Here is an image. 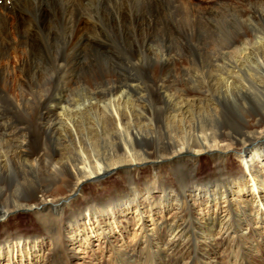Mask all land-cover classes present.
Segmentation results:
<instances>
[{
    "label": "bare ground",
    "instance_id": "bare-ground-1",
    "mask_svg": "<svg viewBox=\"0 0 264 264\" xmlns=\"http://www.w3.org/2000/svg\"><path fill=\"white\" fill-rule=\"evenodd\" d=\"M219 3L0 0V264H264V0Z\"/></svg>",
    "mask_w": 264,
    "mask_h": 264
},
{
    "label": "rangeland",
    "instance_id": "rangeland-1",
    "mask_svg": "<svg viewBox=\"0 0 264 264\" xmlns=\"http://www.w3.org/2000/svg\"><path fill=\"white\" fill-rule=\"evenodd\" d=\"M220 1H223V0H191V2L193 4H196L198 6L202 5L203 6H200V7H209L210 5L213 6L215 9H218L220 6ZM207 2V3H206ZM198 3V4H197ZM202 3V4H201ZM210 3V4H209ZM205 4V5H204ZM219 4V5H217ZM229 11H228V10ZM200 10L199 13H190V12H182V16H181V12L179 13H176V14H168L167 15V20H166V25L170 31V33L172 34V36L174 37V39L178 40V44L179 42L181 41H187L188 39V42L190 41V37H189V31H187V28H190V26H193L194 23H196L197 21H201L202 25L204 27H206V37L209 39H211L213 42L217 43V44H220L223 42V38L224 36H227V34L229 33V31H231L235 26H236V22H235V19H236V16H234L232 13L233 9H230V7H226V6H223L221 7L219 10H217L218 14L213 16L214 12H210L211 9H208V10ZM204 11V12H203ZM221 11V12H220ZM223 11V12H222ZM227 14H226V13ZM184 13V14H183ZM179 14V15H178ZM188 14V15H187ZM191 14V15H190ZM201 14V15H199ZM206 14V16H205ZM213 14V15H211ZM221 14V15H220ZM223 14V15H222ZM191 17H190V16ZM209 15V16H208ZM220 15V16H218ZM231 15V16H230ZM180 16V17H179ZM172 17V18H171ZM179 17V18H178ZM182 17V18H181ZM187 17V18H186ZM220 17V19H219ZM233 17V18H232ZM192 18V19H191ZM194 18V19H193ZM187 19V20H186ZM213 19V20H212ZM170 20V21H169ZM181 20V21H180ZM196 20V21H195ZM209 20V22L207 23V21ZM231 20V22H230ZM234 20V22H233ZM205 21V25H204V22ZM211 21V23H210ZM222 21V22H221ZM170 22V23H169ZM184 23L185 28H184V25L182 23ZM190 22V24H189ZM194 22V23H193ZM180 23V24H179ZM223 23V24H222ZM211 24V25H210ZM215 24V25H214ZM207 25V26H206ZM212 25L214 27H212ZM175 26V27H174ZM210 26V27H209ZM217 29H216V28ZM224 27V28H223ZM228 29H227V28ZM179 28V29H178ZM208 28V29H207ZM213 30H212V29ZM216 30H215V29ZM175 29V30H174ZM177 29V30H176ZM226 29V30H225ZM186 30V31H185ZM173 31V32H172ZM183 31V33H182ZM208 31V32H207ZM216 31V32H215ZM176 32V33H175ZM188 32V33H187ZM212 32V33H210ZM228 32V33H227ZM174 33V34H173ZM186 33V34H185ZM177 34V35H176ZM185 37H184V36ZM209 35V36H208ZM220 35V36H218ZM179 36V37H178ZM178 37V39H177ZM181 37V38H180ZM218 37V38H217ZM185 38V39H184ZM216 41H214V40ZM222 39V40H220ZM192 41V39H191ZM220 42V43H219ZM108 61V62H107ZM104 64H110L111 66H113V70H115L116 72H119V66L120 64L118 62H115L113 61L112 59L110 60H104L103 61ZM189 63V62H188ZM190 65V64H188ZM128 71V68L125 66L122 73H125ZM127 74V73H126ZM197 83H196V82ZM199 78L198 79H193L192 80V83L189 81V85H193L196 86L195 84H199ZM204 91H196V90H189V89H183V91L181 92H176V91H173L172 93L173 94H178L180 97L182 98H185V100H189V101H192V100H202V99H206L208 96V93L209 92H206V89L204 88L203 89ZM181 93V94H180ZM213 93V92H211ZM152 95L154 96H150L149 97V94L146 96V100H145V105L146 106H153V104H155L154 106H172L171 104L168 105V103H164V102H157L159 99L158 96H156L157 94L156 93H152ZM151 98L153 100H151ZM254 98L256 99V94L254 95ZM258 98L260 99V103L259 105L257 106H264V95H262V97H260L258 95ZM153 101H156V103H152ZM211 101H214V100H208L207 102H211ZM212 103V102H211ZM231 106V105H229ZM233 106V105H232ZM90 117L89 119H91V117H93V115L91 116H88ZM205 160V161H204ZM212 163L210 162V160L206 159L205 157H202L201 159V164L200 166L202 167V170L201 171H210V168L212 167L211 166ZM114 181H117V178H115V175H112V176H109L106 180L107 183H111V182H114ZM123 185V184H121ZM96 187V184L95 183H90L87 185V190H93L95 189ZM14 217V218H13ZM8 227L9 230L11 231H33V230H36L39 228L40 224H38V222L36 221V219L27 211H20L19 213L15 214V216H12L8 222ZM1 227V226H0ZM3 231L1 228H0V232Z\"/></svg>",
    "mask_w": 264,
    "mask_h": 264
}]
</instances>
